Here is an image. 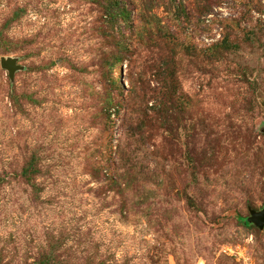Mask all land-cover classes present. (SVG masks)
Wrapping results in <instances>:
<instances>
[{"label": "rangeland", "instance_id": "obj_1", "mask_svg": "<svg viewBox=\"0 0 264 264\" xmlns=\"http://www.w3.org/2000/svg\"><path fill=\"white\" fill-rule=\"evenodd\" d=\"M117 1L0 0V264H264V0Z\"/></svg>", "mask_w": 264, "mask_h": 264}, {"label": "trees", "instance_id": "obj_2", "mask_svg": "<svg viewBox=\"0 0 264 264\" xmlns=\"http://www.w3.org/2000/svg\"><path fill=\"white\" fill-rule=\"evenodd\" d=\"M106 2V6L104 7L105 10V16L107 18V22L112 24L114 23V21H117L118 19H120L121 21L125 20L128 18V12L125 10L124 6H121L120 3L117 0H103ZM19 18V14L18 12H15L13 17H12V21H15ZM231 45H225L224 47L225 50H229L231 49ZM120 62L117 63V65ZM31 161L28 165V167L22 172L24 179L32 184V178L37 174L38 169L36 168V165L34 164V162ZM96 174H100L98 171L96 172ZM130 171L127 169L125 172L123 173H118L116 175H109V172H104L103 175L105 177H108L110 179V182L115 184V181H125L126 178L130 177ZM130 182V181H129ZM125 183H127L125 181ZM121 184V183H119ZM124 184V183H123ZM125 187V185H124ZM244 227H250V225L245 224V220L242 221L241 223ZM32 264H59L58 262H54L53 259L49 258V257H44L41 261L32 263Z\"/></svg>", "mask_w": 264, "mask_h": 264}, {"label": "water", "instance_id": "obj_3", "mask_svg": "<svg viewBox=\"0 0 264 264\" xmlns=\"http://www.w3.org/2000/svg\"><path fill=\"white\" fill-rule=\"evenodd\" d=\"M16 62L17 61L15 59H4V58H2L0 61V67L3 70L7 71L10 79H12L15 71L19 69V67L16 65ZM245 224L252 225L259 230H263L264 208L259 212L251 211L249 217L245 219Z\"/></svg>", "mask_w": 264, "mask_h": 264}]
</instances>
